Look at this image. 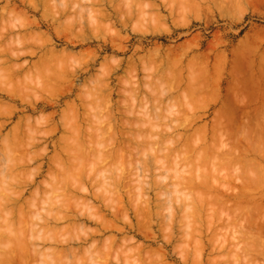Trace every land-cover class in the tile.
Here are the masks:
<instances>
[{
    "label": "clouds",
    "instance_id": "obj_1",
    "mask_svg": "<svg viewBox=\"0 0 264 264\" xmlns=\"http://www.w3.org/2000/svg\"><path fill=\"white\" fill-rule=\"evenodd\" d=\"M0 264H264V0H0Z\"/></svg>",
    "mask_w": 264,
    "mask_h": 264
}]
</instances>
